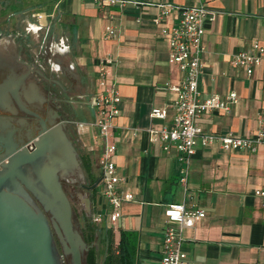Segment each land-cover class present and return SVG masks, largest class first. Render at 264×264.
<instances>
[{"label":"crops","instance_id":"crops-1","mask_svg":"<svg viewBox=\"0 0 264 264\" xmlns=\"http://www.w3.org/2000/svg\"><path fill=\"white\" fill-rule=\"evenodd\" d=\"M46 1L51 2L58 19L67 18L63 34H67L72 61L63 68L77 85L73 88L75 115L65 120L68 134L79 153L91 159L93 173L99 176L102 141L94 125L97 110L91 99L98 92L99 59H114L109 69L121 100L119 115L113 120L110 141L115 152L111 159L123 179L119 190L132 192L133 199L122 203L121 216L112 227L116 239L119 230L136 234L134 264H160L163 210L172 202H184L206 213L194 227L184 230L183 247L191 264H264V204L254 194L255 189H264V137L255 152L224 151L217 144L198 146L186 190L178 182L181 164L176 149L164 151L159 143L148 141L151 109L167 107V121L172 118L175 94L165 84L176 83L182 76L178 67L167 61L168 40L161 32L176 23L180 13L174 8L157 21V3L180 7L194 5L197 0H125L123 5H97L95 0ZM208 5L217 13L204 31L206 50L199 89L203 96H224L234 90L238 101L230 112L204 113L197 122L205 132L250 137L262 127L264 133V60L251 75L231 63L232 56L250 50L253 41L264 46V0H209ZM107 25L115 27V36L107 35ZM40 49L36 43L29 53L36 55ZM28 70L41 73L36 67ZM46 71L53 73L51 68ZM64 72L57 74L66 77ZM23 88L29 99H44L34 82H26ZM13 106L9 108L14 110ZM99 185L92 209L104 211L103 183Z\"/></svg>","mask_w":264,"mask_h":264},{"label":"built area","instance_id":"built-area-1","mask_svg":"<svg viewBox=\"0 0 264 264\" xmlns=\"http://www.w3.org/2000/svg\"><path fill=\"white\" fill-rule=\"evenodd\" d=\"M209 0H197L189 6L176 7L169 3H157L159 15L157 21L167 16L177 8L180 16L176 23L164 27L161 32L168 40L169 64L176 65L182 76L176 83H166L165 88L175 94L173 101L174 114L167 121V107H153L149 113L150 125L147 128L148 141L159 143L164 151L174 147L181 164L178 182L186 190L189 167L198 146L205 147L217 144L224 151L247 150L257 151L263 142V128L255 135L247 137L233 133L221 134L205 132L198 124L197 118L204 113L230 112L232 105L237 103L238 95L234 90L224 96L212 94L203 96L199 89V75L204 61L202 54L206 50L204 31L207 23L213 22L216 11L208 5ZM97 5L106 2L109 5H123L125 0H95ZM141 4V2H135ZM108 36H115L116 29L111 25L105 27ZM264 60V46L253 41L250 50L239 51L231 58V63L243 68L247 75ZM114 59L107 56L100 58L97 70L98 92L92 96V105L97 110L94 125L98 128V136L102 141V152L98 160L101 169L102 194L106 199V208L92 210L91 218L95 223L107 220L110 226L116 224L121 216L122 203L133 199L132 192L119 190L118 185L123 180L111 157L115 145L110 141L113 134V120L119 115V91L112 78L110 66ZM254 194L264 204V189L257 188ZM206 216L205 211L198 207H187L184 202H172L163 210L162 254L160 264H191L184 250V230L192 228Z\"/></svg>","mask_w":264,"mask_h":264},{"label":"water","instance_id":"water-1","mask_svg":"<svg viewBox=\"0 0 264 264\" xmlns=\"http://www.w3.org/2000/svg\"><path fill=\"white\" fill-rule=\"evenodd\" d=\"M14 102L21 110H30L28 93L12 84L0 86V106ZM41 123L32 149L18 147L12 140L14 129L0 127V151L5 150L0 156V264H64L63 257L69 264H83L90 245L79 231L62 183L69 176L83 179L81 160L62 120L51 119L48 126L43 119ZM101 180L99 176L83 188L91 191ZM77 197L90 217V196L77 192Z\"/></svg>","mask_w":264,"mask_h":264},{"label":"flooded vegetation","instance_id":"flooded-vegetation-1","mask_svg":"<svg viewBox=\"0 0 264 264\" xmlns=\"http://www.w3.org/2000/svg\"><path fill=\"white\" fill-rule=\"evenodd\" d=\"M18 15L19 12L11 13L6 18L0 16V86L8 88L12 84L18 91L25 92L23 87L26 86V82L32 81L41 89L44 99L38 97L30 99L28 112L21 110L15 102V113L9 107L0 106V127H4L5 130L14 129L12 140L18 144V147L24 146L27 149H32V140L43 127L41 119L47 126L51 119L62 120L69 136L65 120L75 115L72 112L74 107L73 88L77 85H75L74 78L66 74L63 68L64 65L68 66L72 61L68 48L59 51L56 46H53L52 49L49 46L46 54L38 52L36 55H30L29 52L35 44L30 42L28 29L21 26L23 18L18 21L20 17ZM29 66L36 67L41 73L36 71L28 73ZM46 68H51L53 73L48 74ZM60 71L66 75V77L63 76L66 81L57 74ZM23 77L26 78L25 83L22 81ZM55 114L59 118H54ZM8 120H10V126ZM69 138L75 145L73 139L70 136ZM4 153L5 150H1L0 156ZM83 173V179H78L75 182L72 192L76 197L77 192L87 193L91 197L96 190L88 191L83 188V185H90L86 173L84 171ZM64 180L65 178L62 182ZM67 195L70 198L71 193H67ZM66 258L63 257V261Z\"/></svg>","mask_w":264,"mask_h":264},{"label":"trees","instance_id":"trees-1","mask_svg":"<svg viewBox=\"0 0 264 264\" xmlns=\"http://www.w3.org/2000/svg\"><path fill=\"white\" fill-rule=\"evenodd\" d=\"M22 2L21 0H0V16L6 18L11 13L20 12ZM78 154L81 167L92 184L99 175L93 173L94 165L91 159L79 151ZM90 198L93 201L94 194ZM72 210L75 214L76 210L73 206ZM76 216L81 225L79 231L85 242L90 245L84 255L83 264H134L137 250V236L134 232L119 230V237L116 239V233L113 227L106 223V219L101 223H95L83 210L76 213ZM57 246L59 247L58 243ZM64 264H69V261Z\"/></svg>","mask_w":264,"mask_h":264},{"label":"rangeland","instance_id":"rangeland-1","mask_svg":"<svg viewBox=\"0 0 264 264\" xmlns=\"http://www.w3.org/2000/svg\"><path fill=\"white\" fill-rule=\"evenodd\" d=\"M21 2L22 5L20 7L21 11L19 12L20 17L18 21L23 18L21 26L28 29V36L31 39L30 42L41 45V49L37 50V52L46 54L49 50V46L50 49L56 46L59 51L66 49L68 43L65 37H67V34H65V36L63 33L67 31V18L61 17L58 19L57 12L53 11L51 2H47L46 0H21ZM54 32L57 36L53 35ZM78 179L77 176H69L62 182L66 192L71 193L70 201L76 213H80L82 210L79 200L72 192V186ZM99 187L100 185L97 188ZM76 213L75 217L80 227L81 225ZM67 261H69V258L64 259L65 263Z\"/></svg>","mask_w":264,"mask_h":264}]
</instances>
